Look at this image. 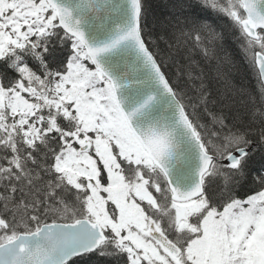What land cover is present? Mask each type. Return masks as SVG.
Segmentation results:
<instances>
[{
	"label": "snow or ice",
	"instance_id": "6c2138e0",
	"mask_svg": "<svg viewBox=\"0 0 264 264\" xmlns=\"http://www.w3.org/2000/svg\"><path fill=\"white\" fill-rule=\"evenodd\" d=\"M148 16L0 0V264H264V0ZM229 43L232 119L202 65Z\"/></svg>",
	"mask_w": 264,
	"mask_h": 264
},
{
	"label": "trees",
	"instance_id": "16d2710c",
	"mask_svg": "<svg viewBox=\"0 0 264 264\" xmlns=\"http://www.w3.org/2000/svg\"><path fill=\"white\" fill-rule=\"evenodd\" d=\"M175 0H148L149 3V26L152 27V21L157 22L155 32L164 34V29L160 24L166 23L172 13V5ZM161 46L163 42L161 41ZM229 57L237 64L239 70L233 67L229 62ZM204 71L209 79L213 98L217 101L213 107L217 111H223L230 119L235 116L239 104L231 108L225 107L228 102L223 97L228 93V86L232 89L244 88L252 91L256 87V80L252 72L246 65L240 63L237 49L230 43L217 51V59L211 62H202ZM227 82V84H226ZM239 100V97H236Z\"/></svg>",
	"mask_w": 264,
	"mask_h": 264
}]
</instances>
